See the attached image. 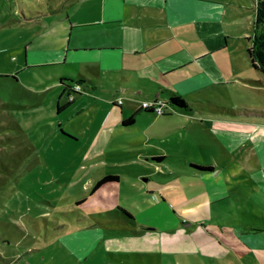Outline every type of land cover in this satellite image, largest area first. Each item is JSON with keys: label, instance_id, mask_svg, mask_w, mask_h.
Here are the masks:
<instances>
[{"label": "rangeland", "instance_id": "rangeland-1", "mask_svg": "<svg viewBox=\"0 0 264 264\" xmlns=\"http://www.w3.org/2000/svg\"><path fill=\"white\" fill-rule=\"evenodd\" d=\"M102 1L0 0V264H115L123 258L128 264H253L243 239L264 240V190L250 181L246 150L233 148L260 123L256 116L238 123L207 111L262 109L264 95L230 82L182 88L190 115L158 113V105L167 111V102L157 99L152 114L141 112L131 126H121L122 112L154 102L147 90L132 77L113 82L108 70L94 75L85 63L48 62L62 49L68 18L85 19L75 17L79 4L94 14ZM236 4L226 6L227 28L248 32L232 33L238 35L229 37L219 61L257 80L246 58L254 16ZM90 31L79 35L92 39ZM130 66L116 63L115 69L129 78ZM66 71L83 78L67 77L74 102L56 113ZM164 78L165 88L182 86ZM114 96L120 107L112 106ZM179 157L213 171L205 180L189 177ZM105 175L119 180L91 192ZM193 209L204 216L188 212Z\"/></svg>", "mask_w": 264, "mask_h": 264}, {"label": "crops", "instance_id": "crops-1", "mask_svg": "<svg viewBox=\"0 0 264 264\" xmlns=\"http://www.w3.org/2000/svg\"><path fill=\"white\" fill-rule=\"evenodd\" d=\"M231 1L103 0L100 4H97V13L94 14L89 12L90 9L87 5L80 3L79 9L77 8L75 13V15L77 13L79 15L75 17L81 16L85 19L72 22L68 18V31L66 34L65 30L62 49L57 53H52L48 62L63 65L72 62L85 63L93 68L94 75L100 74L103 76L105 70H108L113 82H130L132 77L136 85H140L147 90L153 100L160 99L166 102L165 91H172L179 95L182 88L196 89L201 86L212 85L214 82H230L236 84L239 88L256 89L264 95V75L260 71L251 68L252 72H255L257 80L241 78V72L222 67V60L219 61L220 59L225 61L224 53L228 46L229 37L238 35L232 33L238 31L236 33L245 35L248 32L247 30L227 28L230 21H226L228 17L225 15V9ZM236 2L241 10L248 9L254 16L256 0H249L248 2L236 0ZM88 30L96 33L94 38L90 39V36L86 38L79 35L80 32ZM111 30L113 32L111 38L107 37L102 40L101 37L106 33L107 36L110 35ZM73 36L76 38V42H72ZM64 37H66V40ZM175 39L179 41L176 45L173 44ZM249 41L250 35L247 38V42ZM250 45L251 43L246 47L248 48ZM163 47L164 50L161 52ZM116 63L123 66L125 64L131 65L128 69L129 78L125 77L126 73L123 69L122 77L119 76V71L115 69ZM245 66L243 65V69H247V66ZM141 70L143 71L141 72ZM164 75L175 82H181L182 86L175 88L176 90L171 86H168L171 88L161 86L164 84L163 82H167ZM67 77L83 78L78 71H66L60 76L58 87L61 89V93L56 102V113L67 109L74 102L73 98L69 106L57 111V105H63L68 101L67 99L65 102L60 103V99L67 96L66 92H62L65 87L61 85V80L67 79L70 81L71 79ZM111 101L112 106H117L115 105V102H117L115 96L111 98ZM195 103L204 106L200 102H191L193 105ZM118 106L120 107V105ZM192 110L189 104V108L186 110L167 108V113L163 115H170V113L189 114ZM141 112L152 114V112H146L140 107L131 114L124 115V112H122L120 116L121 126H131L134 123V117ZM207 114L211 117L219 116L236 119L238 123L248 117L256 116L257 122L260 123L258 129L251 134V138L242 140L235 145L233 150H246L244 155L251 158L250 161L245 162L251 178L250 181L253 186H260L258 188L264 190V107L262 109L238 108L233 110L214 106L210 108V111H207ZM131 116H133V122L128 125L123 124V120ZM159 157L164 158L163 155ZM178 160H181L190 171L187 172L188 176L195 179L205 180L213 171L212 166L208 165L206 167H209L210 170L197 172L190 169L189 166H195L193 164L195 162L185 157H179ZM237 194L234 193V195ZM263 195L260 197L262 200H264ZM248 197L250 199V196ZM218 199L221 201L223 198ZM252 203L255 204L253 201ZM188 212L196 213L199 217L205 214L200 209H193ZM243 244L253 257V264H264V252H262L264 250V240L262 238H259L258 235L245 237ZM258 247L261 248V251L258 250ZM225 255L230 256L227 253ZM123 260L125 261L115 264H128V261L131 262L130 259L123 258Z\"/></svg>", "mask_w": 264, "mask_h": 264}, {"label": "trees", "instance_id": "trees-1", "mask_svg": "<svg viewBox=\"0 0 264 264\" xmlns=\"http://www.w3.org/2000/svg\"><path fill=\"white\" fill-rule=\"evenodd\" d=\"M247 57L249 59L251 68L254 70L260 71L264 75V0H256V5L254 9V32L253 36L251 38V45L247 48ZM66 81H69L67 79L61 80V85H63L65 88L62 92L67 93L68 101L63 105H57V111H61L65 109L67 106L71 104V101L74 97H72L71 92H74V90L66 84ZM167 96V108L171 109H179V110H186L189 108V103L187 100L183 99L181 96L177 95L176 93L172 91H165ZM155 102V103H154ZM154 102L147 107H140L141 109L145 110L146 112H154L155 104L157 103V99L154 100ZM115 105H119L117 102H115ZM159 106V105H158ZM166 108V109H167ZM161 114H166L167 111H165L162 108ZM133 122V116L129 117L126 120H123V124H131ZM163 157H157V160H161ZM190 169H193L197 172H204L210 170L209 167H198V166H192L189 165ZM119 177L117 175H105L102 178H100L93 186L91 192H94L97 188L104 185L108 182L118 181ZM117 210L122 214L124 219L132 221V217L130 214L123 208L118 207Z\"/></svg>", "mask_w": 264, "mask_h": 264}, {"label": "built area", "instance_id": "built-area-1", "mask_svg": "<svg viewBox=\"0 0 264 264\" xmlns=\"http://www.w3.org/2000/svg\"><path fill=\"white\" fill-rule=\"evenodd\" d=\"M120 102H121V100H117V103L118 104H120ZM143 107H148L149 105L147 104V103H144L143 105H142ZM162 107H161V105H159L158 107H157V109H156V112H158V113H162Z\"/></svg>", "mask_w": 264, "mask_h": 264}]
</instances>
